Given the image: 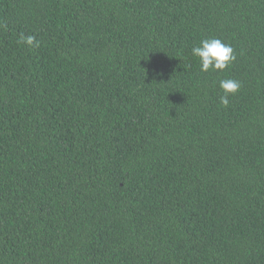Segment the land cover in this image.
Masks as SVG:
<instances>
[{
  "label": "trees",
  "instance_id": "obj_1",
  "mask_svg": "<svg viewBox=\"0 0 264 264\" xmlns=\"http://www.w3.org/2000/svg\"><path fill=\"white\" fill-rule=\"evenodd\" d=\"M0 264H264V0H0Z\"/></svg>",
  "mask_w": 264,
  "mask_h": 264
}]
</instances>
